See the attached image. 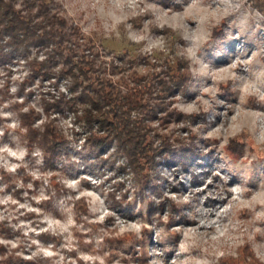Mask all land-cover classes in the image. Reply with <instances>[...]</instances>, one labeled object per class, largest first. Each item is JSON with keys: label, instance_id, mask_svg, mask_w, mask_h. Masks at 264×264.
<instances>
[{"label": "rangeland", "instance_id": "374dc122", "mask_svg": "<svg viewBox=\"0 0 264 264\" xmlns=\"http://www.w3.org/2000/svg\"><path fill=\"white\" fill-rule=\"evenodd\" d=\"M52 6L94 43L101 63L129 52L138 56L132 69L154 74L165 54H183L191 76L168 107L185 117L162 127L152 122L150 132L201 155L187 167L156 157L140 191L114 141L91 150L75 113L54 110L49 118L68 142L46 164L38 147L27 148L14 102L38 111L41 125L47 119L41 97H68L69 82L35 80L21 93L28 73L22 55L40 59L43 50L0 56V247L9 264H218L245 242L264 263V15L250 0H53ZM177 35L183 43L173 41ZM145 55L154 65L143 62ZM237 135L245 139L241 156L226 149ZM81 197L85 212L75 208ZM169 198L179 209L173 220L166 203L148 209L149 201L158 208ZM143 230L150 240L141 261L135 240Z\"/></svg>", "mask_w": 264, "mask_h": 264}, {"label": "trees", "instance_id": "16d2710c", "mask_svg": "<svg viewBox=\"0 0 264 264\" xmlns=\"http://www.w3.org/2000/svg\"><path fill=\"white\" fill-rule=\"evenodd\" d=\"M250 1L264 15V0ZM52 3L53 0H0V56L10 59L22 50L28 52L32 47L43 50L40 59L22 55L28 73L23 78L21 93L26 85L30 86L35 80L63 77L69 82L68 97L63 94L53 99L41 97L40 103L47 117L41 125H35L38 111L33 107L22 111L23 104L14 102L19 106L17 115L24 129L22 136L27 148L38 147L45 163L51 164L52 157L68 140L49 118L50 112L71 110L76 121L88 129H84L83 143L91 150L115 142L116 149L126 156L140 191L155 173L156 157L177 159L187 167L195 157L200 156L201 153L195 152L193 146L181 144L175 148L165 135L150 132L156 129L151 126L152 122L157 121L162 127L169 121L184 119L181 112L168 107V102L174 91L186 88L191 76L188 59L183 54H165L161 70L154 74H142L132 69L131 65L138 60V56L132 57L129 52L118 53L109 63H101L94 43L86 39L77 26L69 24ZM152 29L164 35L174 34L168 27L153 26ZM173 41L183 43L180 35L175 36ZM4 47H9V50H4ZM142 58L145 64L154 65L146 55ZM244 147L245 139L237 135L230 138L226 149L231 155L241 156ZM166 201L168 203L161 201L158 208L149 201L148 209H160L166 203L169 205L167 217L173 220L174 212L179 209L172 199ZM74 204L76 209L83 207L84 212L87 209L82 197ZM157 219L163 223L160 216ZM166 239L174 244V238ZM149 240L147 230H143V236L135 240L141 247V261L146 258V243ZM131 255L137 256L136 250L131 248ZM10 260L11 256L5 255L0 247V264H9ZM217 263L264 264L254 256L248 242L238 247L236 256L223 255Z\"/></svg>", "mask_w": 264, "mask_h": 264}]
</instances>
